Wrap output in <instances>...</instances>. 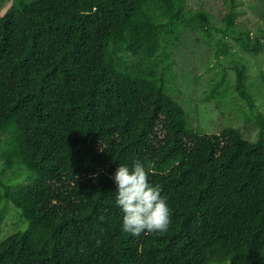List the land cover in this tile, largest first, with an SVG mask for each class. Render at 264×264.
I'll use <instances>...</instances> for the list:
<instances>
[{
    "label": "trees",
    "instance_id": "1",
    "mask_svg": "<svg viewBox=\"0 0 264 264\" xmlns=\"http://www.w3.org/2000/svg\"><path fill=\"white\" fill-rule=\"evenodd\" d=\"M223 2L214 24L185 0H8L0 223L10 202L24 224L0 240V264H264V113L246 63L232 58L233 88L256 115L255 139L191 124L168 90L164 53L184 29L216 36L222 51L264 49V30L240 27L238 1ZM137 159L171 209L163 234L122 230L112 177Z\"/></svg>",
    "mask_w": 264,
    "mask_h": 264
},
{
    "label": "rangeland",
    "instance_id": "2",
    "mask_svg": "<svg viewBox=\"0 0 264 264\" xmlns=\"http://www.w3.org/2000/svg\"><path fill=\"white\" fill-rule=\"evenodd\" d=\"M237 1L238 25L252 32L264 30V0ZM185 2L191 8L197 6L208 8L216 15L214 24L220 23L224 9L223 0ZM7 3L8 0H0V13ZM170 49L164 53L170 61V72L166 76L168 90L183 104L190 123L200 125L208 131H218L223 126L232 124L251 139H255L257 128H252L251 124L255 122L256 115L233 88L235 69L232 66V58L239 57L246 63V84L255 97V110L264 113V49L258 53H251L241 50L233 43L229 51H222L217 46L216 36L208 37L201 30L191 28L184 29L181 39L170 46ZM167 63L165 62L166 65ZM216 86L217 95L206 99L205 96L211 95V88ZM27 174L25 170L8 169L6 177L24 184L31 178L25 179ZM23 224L24 220L17 215V208L9 202L0 223V240Z\"/></svg>",
    "mask_w": 264,
    "mask_h": 264
},
{
    "label": "clouds",
    "instance_id": "3",
    "mask_svg": "<svg viewBox=\"0 0 264 264\" xmlns=\"http://www.w3.org/2000/svg\"><path fill=\"white\" fill-rule=\"evenodd\" d=\"M115 204L122 216V230L132 236L163 234L171 224V209L161 187L149 181V173L140 160L131 167L119 165L112 177ZM103 219V217H101Z\"/></svg>",
    "mask_w": 264,
    "mask_h": 264
}]
</instances>
